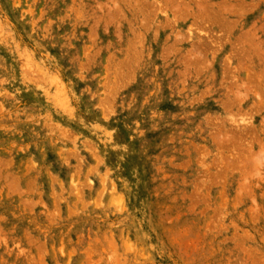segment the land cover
Wrapping results in <instances>:
<instances>
[{
	"label": "rangeland",
	"instance_id": "rangeland-1",
	"mask_svg": "<svg viewBox=\"0 0 264 264\" xmlns=\"http://www.w3.org/2000/svg\"><path fill=\"white\" fill-rule=\"evenodd\" d=\"M0 264H264V0H0Z\"/></svg>",
	"mask_w": 264,
	"mask_h": 264
}]
</instances>
